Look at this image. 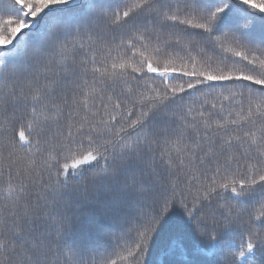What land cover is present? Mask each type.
Wrapping results in <instances>:
<instances>
[{"label":"snow or ice","instance_id":"snow-or-ice-1","mask_svg":"<svg viewBox=\"0 0 264 264\" xmlns=\"http://www.w3.org/2000/svg\"><path fill=\"white\" fill-rule=\"evenodd\" d=\"M264 264V0H0V264Z\"/></svg>","mask_w":264,"mask_h":264},{"label":"trees","instance_id":"trees-1","mask_svg":"<svg viewBox=\"0 0 264 264\" xmlns=\"http://www.w3.org/2000/svg\"><path fill=\"white\" fill-rule=\"evenodd\" d=\"M118 264H126L125 261H118Z\"/></svg>","mask_w":264,"mask_h":264}]
</instances>
